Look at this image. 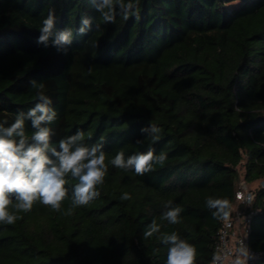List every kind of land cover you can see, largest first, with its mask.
Returning a JSON list of instances; mask_svg holds the SVG:
<instances>
[{"label":"trees","instance_id":"16d2710c","mask_svg":"<svg viewBox=\"0 0 264 264\" xmlns=\"http://www.w3.org/2000/svg\"><path fill=\"white\" fill-rule=\"evenodd\" d=\"M94 3L0 0V122L24 111L30 136L27 112L43 91L57 112L50 146L80 129L88 146L103 138L108 164L100 197L72 215L36 202L0 225V264H165L168 245L143 236L153 219L195 246L196 264H211L222 220L206 197L233 207L241 181L264 180V0H140L139 20H123L117 6L115 23ZM50 7L57 22L45 46L37 40ZM81 15L91 20L84 35ZM66 27L72 43L54 45ZM150 123L163 129L155 144L141 132ZM149 147L168 158L144 176L109 163ZM66 179L64 210L78 183ZM167 200L184 209L179 224L161 219ZM253 211L249 244L264 254L262 186Z\"/></svg>","mask_w":264,"mask_h":264},{"label":"clouds","instance_id":"9594fccd","mask_svg":"<svg viewBox=\"0 0 264 264\" xmlns=\"http://www.w3.org/2000/svg\"><path fill=\"white\" fill-rule=\"evenodd\" d=\"M139 4L140 0H99V3H94L93 6L104 22L115 23L117 6L120 10L119 17L123 20L127 21L133 17L139 20ZM56 22L55 8L50 7L39 29L38 44L47 46ZM80 24L78 32L84 35L91 27V20L81 15ZM72 37L73 29L66 27L57 33L52 43L56 46L70 45ZM30 85L37 87L34 79L30 81ZM38 87L44 89L45 85L41 83ZM37 98L41 102L35 103L27 112V117L31 118V127L35 129L30 136L26 133L24 111L18 112L15 121L8 127L4 126L8 124L7 120L0 122V225H13L21 218L18 213L31 211L36 202L54 212L70 216L75 209L100 197L98 186L104 183L108 172L103 138L101 142L88 146L83 143L84 132L77 129L75 134L58 141L59 150L50 146L51 137L54 135L50 126L57 119V112L49 107L52 100L43 91L37 93ZM141 132L150 133L151 142L155 144L159 141L163 129L155 123H150V127L141 128ZM14 137L18 138V141ZM29 140L32 142L29 143ZM136 143L139 145L142 141L137 140ZM49 151L55 159L49 158ZM167 158L165 152L156 154L154 149L149 147L146 152H136L127 158L123 151H119L109 163L125 172L132 171L137 176H144L154 171L155 165L163 166ZM69 175L78 183L70 197V207L64 210L62 204L68 198L66 178ZM120 199L127 201L131 196L125 192ZM251 199L252 197H249V201ZM172 205V200L163 203L165 210L161 213V219L170 225H176L181 222L184 209L179 205ZM205 205L213 218L229 219L232 210L229 199L208 196ZM161 227V224L153 219L145 227L143 236L144 239L157 236L163 244L168 245L165 264H196L195 246L186 239H181L175 231L170 234L161 233ZM238 252L235 264H248L250 259H255L243 242L240 243ZM220 260V255L213 254L211 264H217Z\"/></svg>","mask_w":264,"mask_h":264},{"label":"built area","instance_id":"2783aa9c","mask_svg":"<svg viewBox=\"0 0 264 264\" xmlns=\"http://www.w3.org/2000/svg\"><path fill=\"white\" fill-rule=\"evenodd\" d=\"M264 183V182H263ZM264 187V184L261 185ZM249 197H252L249 201ZM255 190L250 189L245 181L240 182V190L236 198L238 204L232 207L229 219L222 220L218 231L215 254L221 256L217 264H235L236 257L239 255L240 243L248 246L255 259H250L248 264H260L263 253L251 248L249 244L251 222L256 214L253 211Z\"/></svg>","mask_w":264,"mask_h":264},{"label":"rangeland","instance_id":"374dc122","mask_svg":"<svg viewBox=\"0 0 264 264\" xmlns=\"http://www.w3.org/2000/svg\"><path fill=\"white\" fill-rule=\"evenodd\" d=\"M263 182H264V180H259V181H257V182H254V184H250V185H248V186H249L250 189H254V190H256V189L259 188L262 184H264Z\"/></svg>","mask_w":264,"mask_h":264}]
</instances>
